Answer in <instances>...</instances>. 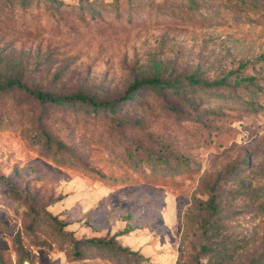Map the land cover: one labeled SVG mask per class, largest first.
Masks as SVG:
<instances>
[{
    "label": "rangeland",
    "instance_id": "rangeland-1",
    "mask_svg": "<svg viewBox=\"0 0 264 264\" xmlns=\"http://www.w3.org/2000/svg\"><path fill=\"white\" fill-rule=\"evenodd\" d=\"M154 76L0 92V264H264V0H0V83Z\"/></svg>",
    "mask_w": 264,
    "mask_h": 264
},
{
    "label": "trees",
    "instance_id": "trees-1",
    "mask_svg": "<svg viewBox=\"0 0 264 264\" xmlns=\"http://www.w3.org/2000/svg\"><path fill=\"white\" fill-rule=\"evenodd\" d=\"M24 2L26 0H23ZM53 1V0H51ZM85 1V0H81ZM82 5V2H81ZM83 11H91L94 12V8L92 7V3H86V5H82ZM188 80L191 82V85L193 87H198L200 86L201 83L198 80H195L194 77H189ZM248 81L250 83L254 82L253 78H248ZM207 86H216V87H221V86H226V83L224 81H219V82H214L212 84L207 83ZM143 88H149L153 90L157 95L164 97V90H169L165 91L167 94H172L175 92H178L181 88V84L178 80L175 81H163L159 77H151V78H146L142 81L134 82L125 92L124 96L115 101V102H100L97 101L96 99L86 96L81 93H76L71 96H57L55 94H52L47 91H37V90H32L29 87L25 86L23 83H21L19 80H10L5 83H0V92H8L12 89H19L25 91V93L33 96L36 98L41 104H55V105H69L71 107L75 106L76 104L82 105V108L91 111L93 113L99 112L101 109L104 110L106 113L110 114H115L117 112V106L121 102H126L132 100L134 97L137 96L138 92L143 89ZM44 136L47 140V142H54L57 144V146H61L60 143L54 141L46 132H44ZM249 158L246 157L244 161L242 162V167L246 166V168H249ZM239 171H241V168L236 171H232L230 173V176H235ZM82 244L85 245V247H93L95 250L100 251V252H112L115 253L117 250L120 253H126L130 255H137L138 253H135L134 251H131L128 247H123L122 245L118 244V241L116 240V237H111L110 239H89L84 241ZM80 245L77 243V250L75 251V254L77 256H80V249L78 247ZM82 246V245H81ZM140 256V255H137Z\"/></svg>",
    "mask_w": 264,
    "mask_h": 264
}]
</instances>
